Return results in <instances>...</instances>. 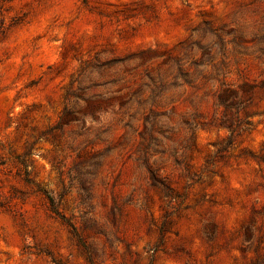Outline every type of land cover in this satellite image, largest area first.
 Returning <instances> with one entry per match:
<instances>
[{
	"label": "rangeland",
	"instance_id": "1",
	"mask_svg": "<svg viewBox=\"0 0 264 264\" xmlns=\"http://www.w3.org/2000/svg\"><path fill=\"white\" fill-rule=\"evenodd\" d=\"M0 264H264V0H0Z\"/></svg>",
	"mask_w": 264,
	"mask_h": 264
},
{
	"label": "trees",
	"instance_id": "2",
	"mask_svg": "<svg viewBox=\"0 0 264 264\" xmlns=\"http://www.w3.org/2000/svg\"><path fill=\"white\" fill-rule=\"evenodd\" d=\"M39 192L43 193L45 197L48 199L50 206H51V212L55 214L57 217L62 219L63 221H66V218L57 210L55 200L50 196L49 194L43 192L41 189H39Z\"/></svg>",
	"mask_w": 264,
	"mask_h": 264
}]
</instances>
